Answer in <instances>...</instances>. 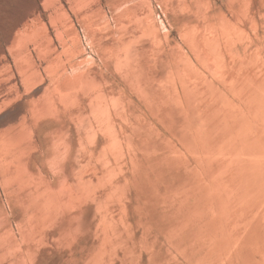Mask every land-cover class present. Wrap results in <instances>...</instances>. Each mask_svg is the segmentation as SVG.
<instances>
[{"label":"rangeland","instance_id":"374dc122","mask_svg":"<svg viewBox=\"0 0 264 264\" xmlns=\"http://www.w3.org/2000/svg\"><path fill=\"white\" fill-rule=\"evenodd\" d=\"M32 2L36 18L19 31L41 80L27 94L78 71L113 94L106 98L107 131L98 127L84 93L57 123L40 127L38 147L29 155L44 175L37 182L52 194L62 177L78 184L86 176L90 183L75 213H53L33 243L25 239L34 218L20 204L24 193L4 182L0 162V233L7 231L5 238L17 245L11 256L26 264H196L202 253L192 242L199 223L192 212L206 166L194 99H205L202 110L219 100L238 119H251L243 106L247 93L221 73L264 71V0H0V46L7 27ZM58 28L64 41L54 35ZM202 37L224 57L221 73L200 52ZM37 42H50L54 50ZM5 52L10 61L16 58L17 50ZM50 59L62 65L59 79L48 68ZM57 134L70 149L60 171L45 165ZM106 139L109 149L100 145ZM188 215L192 219L183 226Z\"/></svg>","mask_w":264,"mask_h":264},{"label":"bare ground","instance_id":"6f19581e","mask_svg":"<svg viewBox=\"0 0 264 264\" xmlns=\"http://www.w3.org/2000/svg\"><path fill=\"white\" fill-rule=\"evenodd\" d=\"M37 8L32 2L18 12L17 18L14 16L16 20L7 27L0 46V80L4 81L0 86V111L12 106L7 111L17 115L13 121H0V162L4 164V182L24 193L20 204L24 212L34 218L25 238L27 243L41 237V226L53 213H75L76 207L89 194L90 181L86 176L78 177L77 183L81 185L69 182L67 177L60 178L56 192L52 189L54 194L37 182L43 180L44 175L36 169L35 160H32L34 167L30 165L29 155L38 147L40 127L45 123H57L60 113L77 100L79 93H84L91 111L99 119L98 127L107 131L109 124L104 118L108 117L106 98L113 94L99 82L81 77L79 71L72 77L64 75L65 79L54 85H38L34 92L27 94L28 88L40 81L41 76L35 56L32 57L27 49V36L19 31V27L35 15ZM149 31L155 32L153 28ZM49 35L45 36L46 40H50ZM54 35L64 41L66 33L58 28ZM203 37L198 40L200 52L213 69L221 73L224 57L217 44ZM37 44L46 50H54L50 42ZM6 47L17 50L16 58L12 60L16 74L6 55ZM56 59H50L47 65L59 79L61 73L58 69L62 65ZM221 75L236 91L247 93L243 106L252 116L251 119H238L219 100L212 102L208 111L202 110L205 99H194L192 113L196 115V127L202 131L203 137L199 140L206 166L203 171L205 187L199 189L201 198L192 212L199 218L198 232L192 242L202 253L195 260L196 264H264V134L256 127H264V71L247 70L240 76L228 72ZM35 132L37 138L33 137ZM50 145L45 165L50 170L60 171L64 156L70 152L69 144L63 135H59L56 142L50 141ZM100 145L109 149L112 143L106 139ZM103 196L101 202L106 204V194ZM192 216L185 218L183 226L191 221ZM6 232L0 233V264H26L24 257L15 259L11 256L17 245L5 238L8 236Z\"/></svg>","mask_w":264,"mask_h":264},{"label":"snow or ice","instance_id":"6c2138e0","mask_svg":"<svg viewBox=\"0 0 264 264\" xmlns=\"http://www.w3.org/2000/svg\"><path fill=\"white\" fill-rule=\"evenodd\" d=\"M17 115L10 111H0V121H13Z\"/></svg>","mask_w":264,"mask_h":264}]
</instances>
